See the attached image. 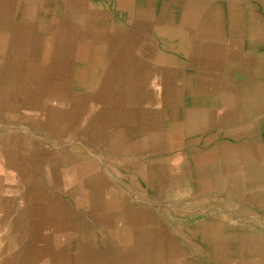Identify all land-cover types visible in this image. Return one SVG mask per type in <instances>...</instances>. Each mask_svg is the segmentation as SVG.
<instances>
[{"label": "crops", "instance_id": "obj_1", "mask_svg": "<svg viewBox=\"0 0 264 264\" xmlns=\"http://www.w3.org/2000/svg\"><path fill=\"white\" fill-rule=\"evenodd\" d=\"M0 25L9 29L4 34L0 32V38L16 39L22 43L20 48L10 46L7 50L30 51L36 57L35 64L41 62L51 71L68 65L71 91L77 95H90L81 99L77 95L64 97L57 94V98L70 108L68 117L82 116L80 111L85 113L91 103H96V112H88L83 116L85 120L105 116L113 133L123 135L120 134L126 143L124 151L134 145L143 147L144 151L139 156L161 153V135L169 131L161 128L147 131V124L162 115L159 112L162 105H156L155 98L160 97L163 91L164 102L168 101L166 97L170 92L165 83L177 91V80H172L170 75L180 70L187 84L180 87V98L175 92L176 101L171 96L172 100L164 104L168 109L181 106L189 112V150L218 151V155L213 157L217 160L206 154L209 158L207 165H222L224 174L221 178L225 182L253 183L256 190L234 189L230 193L214 191L205 194L163 191L148 194L146 198L150 201H143V204L151 206L155 203L156 208L157 202L151 200L164 199V206L156 211L163 208L177 211L188 205L189 199L208 198L212 206L205 210L202 219H208L210 223L214 220L221 227L223 236L207 242L195 239L179 242L189 259L206 264H264V0H0ZM163 73L170 78L157 84V77L160 80ZM47 84L63 86L55 78ZM78 100L81 106L76 104ZM173 117L180 119L178 114ZM88 123L72 126L70 130L75 129L72 138L85 141L82 133ZM92 125L94 123L90 122ZM147 132L149 140H152V135L158 138L146 142ZM65 147L56 149L65 150ZM120 156L116 153L113 160L119 161ZM122 164L126 166V162ZM182 180L188 182L189 178L183 176ZM135 195L138 194L131 193V196ZM29 211L22 210L18 214L26 215L24 219L29 220ZM88 211L92 210L41 208L35 212L39 217L31 219H41V225H45V220L52 221L56 228L34 226L27 221L16 224L15 231H10L12 239L7 243L10 247L8 252L0 254V264L142 263L140 253L129 251V247L139 245L128 241L122 231L132 230V235H139L138 226L132 228L128 222L129 214L107 208L101 212ZM83 214L110 216L104 223L101 216L97 217L98 220L93 219L96 220L93 234L97 236L98 231L103 232L101 236L104 238L86 247L82 244L80 226L83 220L85 224L90 223L91 217L82 218ZM199 219L194 217L192 220L188 216L180 220L194 222ZM77 225L80 226L76 229Z\"/></svg>", "mask_w": 264, "mask_h": 264}, {"label": "bare ground", "instance_id": "obj_2", "mask_svg": "<svg viewBox=\"0 0 264 264\" xmlns=\"http://www.w3.org/2000/svg\"><path fill=\"white\" fill-rule=\"evenodd\" d=\"M75 1H79V0H75ZM185 15H187V13ZM173 21H175V19ZM7 31H9L7 26L2 27V25H0L1 34H4ZM12 40L4 38V37L0 38V119H3L4 124H7L8 122L9 126H13L15 124H22L21 126H23V128H26V129H28L29 127H32L28 123L31 120H40L39 126L46 131L47 135L45 136L48 138H51V140L48 139V141H46V140H43V138H41V140L39 141V138L37 137L38 135L35 134L34 131H28L27 133L24 134L25 135L24 140H25V143L30 145L27 148L29 151H33L34 146L37 144H42V145L47 144L49 146L48 150H51L53 146H55L61 141L63 142V140H66V139H61L62 137H65V138L71 137V139H68V142H70L69 145L72 146L71 150L73 152L81 151L79 153L80 155L79 158L83 159L85 163L84 165L79 167V175H85L89 177V179L85 183L84 181L82 182V184L84 183L86 187L75 188L73 186V185H76V180H78L77 183L80 182L79 177L75 176V180L70 181L69 178L71 177V175L69 174V172L67 171L62 172L61 168L59 169L60 167L59 162H60V159L63 157L62 155H60L62 150L58 152H53V153L52 151H47V152L42 153L43 156H40V157H46V160H45L46 162H44L43 165H47L48 167V169L45 168L43 171H39L41 168L42 162L39 161V158L36 156L35 153L27 154V158L32 160V164H31L32 167L27 166L26 163L19 162L18 161L19 155H17L18 151L14 150V148L12 147V146L14 147L16 146L15 143H9V144L6 143L4 141V138H1V137H4V135L0 133V136H1L0 137V153L9 154V157H8L9 160L7 159V161L11 163L9 164L11 166V168H8L9 170H6L7 168L4 170L3 169L4 166H2V164L0 165V204L4 203L3 209L13 211L18 208H26L30 210L29 212L31 213L30 214L31 218L39 217V215H37L35 212H39L41 208H62V207H67V206H73V207L75 206H80V207L96 206L100 208H108V210H115V211L122 210L129 214L128 222L131 224L132 228H134V226H138L139 235H132V230L128 232L126 229H122V231L125 237L128 238V241L139 245V246L129 247V251L130 253H133V254H136V253L141 254V256L139 257L140 261L142 262L141 264H206L196 259L190 260L186 250L183 247L179 246L178 244L181 241H189L190 239H195V241L199 240V242H207L212 239L216 240L220 236H223L221 227L218 226L214 220L212 223H210L208 219H202V217L204 218L206 212H203L201 210L205 211L207 208H211L212 206L211 200L208 198L205 199L203 197L200 199L193 198L190 201L189 205H186L180 209L181 212H179V210L176 211L175 209L170 210L166 208L156 211L158 207L164 206L162 203L164 199L154 200L153 199L154 197L152 198L153 200L151 201L157 202L156 208H155V203L151 206L150 205L146 206L145 204H143V201H150L148 200L149 198L148 199L146 198L148 197V194L161 193L163 191L172 192V193L184 192V193H189V194H205L207 192H214V191L229 192L230 190H234V189L235 190L244 189L246 191H252L254 190L255 187L253 183L240 184V182L235 183L234 182L235 180L231 182H225L224 178H221L222 174H224L222 165H213V166L207 165L208 163V161H206L207 159L212 157L213 160H217V159H214L213 157H216L218 155L219 153L218 151H211L208 153V152L189 150V112L185 111V109H181L180 108L181 106L180 107L178 106L177 108H173L172 106V107H169L168 109L167 104H164V103H169L168 101H171L172 99H175L174 98L175 92L178 93V97L180 98L179 96L180 95L179 92L181 90L180 87L182 85L187 84V79L183 77L180 70L178 69L176 71L172 70L173 71L172 75H170L172 80L175 78L177 80V83H178L177 91H174V89L171 87L170 84L165 83V85L168 86L167 87L168 91L170 92V96L168 94L166 97L168 101L164 102L163 95H162L163 91L161 94L162 98L161 96L160 97L157 96L155 98L156 105H160V104L162 105L161 109L159 110L160 114L162 115L160 118L155 119L154 122L147 124V128H148L147 131L152 128L153 129L161 128L162 130H166L167 132L169 131L168 133L161 135L162 137L161 142L163 140V145L160 150L161 153L153 154V155L145 154L146 157H143V156H139V155H142L144 151L141 145H137V146L134 145L133 147H131V149L127 151L123 150V147L126 146V143L124 142L123 137H122L123 135L121 133L120 134L122 136L119 133L118 134H116L115 132L113 133L112 126L107 124L105 116H103L102 118H97V119L89 118L85 120L83 116L86 115L88 112H91V114L96 112L97 110L96 103L95 104L91 103V106H89V111L88 109L86 110L85 113L83 110L80 111L83 113L82 116H79L77 118L68 117L67 114L68 112L70 113L69 106L67 104H64L61 99L57 98V94L60 96H64V97H70V96L77 95L71 91L72 86L69 85L70 73H69V70L66 68L68 65L66 64L65 68L61 67L57 70H54L55 71L54 72V71H51L49 67H47L45 64L41 62L39 64H35L33 61L36 60V57L32 55V52L29 51L27 53H23V51L19 49L18 51L7 50L9 49L10 46L18 47V48L22 46V43L20 41L16 39H14V41ZM5 63H7L8 66L5 65ZM213 63L215 64V62ZM219 67L220 66H218L217 68ZM170 76L168 75L167 78H170ZM47 78L48 80L46 81ZM52 78L57 79V81H59L63 86L52 87L48 85L47 82H49V80H52ZM167 78L165 74L163 73L161 75L160 80H159V77H157V79L156 78L154 79H156L157 84H159L161 81L165 82ZM26 82H28L29 85H26ZM18 83H20L21 85H18L19 89L15 90L13 88V84H18ZM160 85H157V87L160 88ZM113 92L115 91L113 90ZM77 96L81 97V99L82 97H84V99H86L87 97H90V95L87 93L77 95ZM171 96H172V99H171ZM225 99H228V98H225ZM80 100H78L76 104L79 105ZM179 100L180 99H178V102ZM234 100L236 102V99ZM174 101H176V99ZM236 103L238 105V102ZM222 105H223V102H222ZM175 114L180 115V119H174L173 116ZM182 114H184V116H181ZM24 120H27V121H24ZM21 121H23V123H21ZM88 121L89 123L85 126L86 128L85 132L83 131L82 134L85 136V139H87V137L89 136L92 139V142L96 144V146L92 145V146L84 147V148L78 147L77 142H85V141L83 140L78 141L77 139L72 138L74 137L75 129L70 130V128L74 125H83V123L88 122ZM90 122H93L94 125L90 126ZM119 124H121V120H119ZM190 127L192 128V126ZM90 130H97V131L88 132ZM148 133L149 132L146 133V137H145L146 142H148L149 140L148 138H150V135ZM116 137L118 138V140H114V138ZM151 138L152 140H149V141H154L158 137L156 135L155 136L152 135ZM101 148L104 150L106 154V156L104 157H99L96 154L98 150H100ZM151 150L153 152H156L155 148H152ZM116 153H120L122 155L118 158L119 161L113 160L112 156L116 155ZM206 154H210L209 158H208V155ZM225 157L223 156V158ZM139 160H142V161L146 160L147 164L145 166L139 165L137 163V161ZM106 161L111 162V164L107 166V164L103 163ZM124 162H126V166L122 164ZM185 166L188 167V170L184 168ZM111 167H113V170H116V172H120L119 175L121 176V178H123L125 181H128L129 184L132 186H135L134 184L138 183V177L144 178V180L151 178V177H158V176L159 178H157L154 182L148 180L146 185L142 184V185H139L137 188L127 187L126 189H122V188H119L120 187L119 184L109 181L108 174L106 172L108 171V168H111ZM126 172L127 173L131 172V173H128L127 175ZM43 175L45 177V180L44 181L38 180V178ZM183 176H185V178L186 177L189 178L188 182L192 184L193 182H195V184L190 187H187V186L179 187V184L183 182L182 180ZM149 185L151 186L150 189L147 188ZM78 191L92 194L93 197L85 198L87 200L82 199V198L66 199L68 197H65L64 195L67 192L74 193ZM132 192L137 193L138 195L131 196ZM7 193H11L15 195L19 194L20 197L15 198V199H4V198H7V195H6ZM131 197H134V198L138 197V198H136L135 200H132L130 199ZM77 199L79 200L77 201ZM66 200H71V201H66ZM4 201H6V203ZM193 208L198 209L200 211H197L195 213H189L190 209L192 210ZM20 211L22 210L20 209ZM24 212H28V211H24ZM234 213H237V212H234ZM188 216L192 220L194 217L195 218L198 217L200 219L194 220L195 223L180 220L181 218L188 217ZM24 218L25 217L20 216V215L17 216L13 220V224L14 225L24 224L25 221H27L28 223L29 222L34 223V226L39 225V226H43L48 229L56 228V223L52 221L45 220L43 222L45 225H41L39 224L42 221L41 219H35V220L33 219L34 220L33 221L31 218L29 220H25ZM255 222L257 223V221ZM219 223H222V222H219ZM79 226L80 225H77L76 229ZM134 237H137V239H133ZM225 237L227 236L225 235ZM136 240H138L139 242H134ZM150 244H152V246H150ZM262 250H263L262 253L264 255V248Z\"/></svg>", "mask_w": 264, "mask_h": 264}, {"label": "rangeland", "instance_id": "obj_3", "mask_svg": "<svg viewBox=\"0 0 264 264\" xmlns=\"http://www.w3.org/2000/svg\"><path fill=\"white\" fill-rule=\"evenodd\" d=\"M18 86V85H17ZM16 85H13V88L15 90H18L19 89V86L17 87ZM24 121H27V120H24ZM21 123H23V121H21ZM32 127H29L28 129L26 128H23V126H21L22 124H15L13 126H9L8 122L7 124H4V121L3 119H0V133H2L4 135V137H1V138H4V141L6 143H15V147L12 146L14 148V150H17V155H19L18 157V161L19 162H23V163H26L27 166H31L32 167V160L31 159H28L27 158V154L28 153H35L36 156L39 158V161L42 162L41 163V168L39 171H43L45 168L48 169L47 165H43L44 162H46V157H40V156H43L42 153L44 152H47V151H52L53 152H58V151H61V149H56V147L58 146H66L64 149L65 150H62L61 151V154L63 157L60 159V162H59V169L61 168V171L64 172V171H67L69 172V174L71 175V177L69 178L70 181L72 180H75V176H78L79 177V183H77L78 180H76V185H73L75 188H83V187H86L85 186V182L88 181L89 177L85 176V175H79V167L84 165V160L79 158L80 155L79 153L81 152H73L71 150V145H69L70 142H68V140H63V142H59L58 144H56L55 146H51L52 149L51 150H48L49 149V146L47 144H37L34 146V150L33 151H29L27 148L28 145L27 143H25V140H24V134L27 133L28 131H34L35 134H37L38 138H39V141L41 140V138H43V140H46L48 141V139L51 140V138H48L46 137L45 135L46 134V131L41 128L39 126L40 124V120H31L30 122H28ZM41 132H43L44 134H42ZM44 136V137H43ZM78 141H81L79 139H77ZM96 146V144H94L92 142V139L88 136L87 139L85 140V142H77V146L78 147H89V146ZM36 147H38L36 149ZM42 147V148H41ZM69 147V148H68ZM99 157H104L106 156L104 150L101 148L100 150H98V152L96 153ZM53 155V154H52ZM55 155V154H54ZM116 156V155H115ZM9 157V154L7 153H0V165L2 164L3 169L5 170H9L8 168H11V166L9 164H11L10 162L7 161ZM114 157V156H112ZM9 160V159H8ZM140 163L141 165H146L147 164V161L144 160H139L137 161V163ZM105 164H107V166H109L111 164V162L109 161H106V162H103ZM185 169L188 170V167H184ZM52 169V168H50ZM108 174V179L109 181L111 182H114V183H117L119 184V188H122V189H126L127 187H138L139 185H146V183L148 182V180L150 181H155L158 177H151V178H148V179H145L144 178H140L138 177V183H135L134 185L135 186H132L129 184L128 181H125L123 178H121V176L119 175L120 172H116V170H113V167L111 168H108V171L106 172ZM128 173H131V172H128ZM128 173L126 172V174L128 175ZM38 180L40 181H44L45 180V177L44 175L39 177ZM140 180V181H139ZM8 181V180H7ZM84 181V183L82 184V182ZM151 183V182H150ZM195 184V182L192 183H188V182H181L179 184V187H184V186H187V187H190V186H193ZM147 188H151V186L149 185ZM7 198H4V199H15V198H18L20 197L19 194H11V193H7ZM65 197H68L66 199H70V198H82V199H85V198H89V197H93L92 194H88L86 192H82V191H78V192H74V193H65L64 194ZM6 197V196H5ZM136 198L138 197H131L130 199L132 200H135ZM79 199H77L78 201ZM87 200V199H85ZM160 200V199H159ZM66 201H71V200H66ZM74 201V200H73ZM189 201H191L189 199ZM6 203V201H4ZM190 203V202H189ZM3 205L4 203L0 204V254L2 253H5L6 251L8 252L9 250V245H7V243L12 239V236L10 238V231L13 230V232L15 231L16 229V225L12 226L13 225V220L19 216L18 212H22L20 211L21 210H26V208H18V209H15L13 211H9V210H4L3 209ZM164 205V204H163ZM189 205V204H188ZM186 205H183L181 206L184 207ZM67 207H72L74 208L73 206H67ZM77 208H82L83 210H86V209H90L92 211H88V212H101V210H106V208H100V207H96V206H83V207H80V206H75ZM181 208L177 209L179 210V212H181ZM108 209V208H107ZM164 209V208H163ZM95 210V211H94ZM197 211H200L198 209H190L189 213H195ZM203 212H205L204 210H201ZM117 212H121V213H125V214H128L127 212H124L122 210H117ZM101 216V218H103V223L107 221L108 217H110L109 215H82V218L86 217L89 219V217H91V222L85 224L84 223V220H83V225L81 226V229H82V244H85V247L86 245L88 244H91L93 245L94 243H96L97 241L100 242L101 241V238H104L103 236H101L102 234H104L103 232H99L98 231V235L96 236V234H93V230L95 229V225H96V220H93L97 217ZM23 217L26 218V215H23ZM120 217V216H118ZM98 220V218H97ZM98 222V221H97ZM192 223H195L192 222ZM77 227V226H76ZM90 232H92V234L90 235ZM12 234V233H11Z\"/></svg>", "mask_w": 264, "mask_h": 264}]
</instances>
